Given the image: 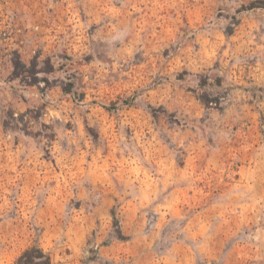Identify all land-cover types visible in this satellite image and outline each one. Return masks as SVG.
Here are the masks:
<instances>
[{
	"label": "rangeland",
	"instance_id": "374dc122",
	"mask_svg": "<svg viewBox=\"0 0 264 264\" xmlns=\"http://www.w3.org/2000/svg\"><path fill=\"white\" fill-rule=\"evenodd\" d=\"M33 245L264 264V0H0V264Z\"/></svg>",
	"mask_w": 264,
	"mask_h": 264
},
{
	"label": "trees",
	"instance_id": "16d2710c",
	"mask_svg": "<svg viewBox=\"0 0 264 264\" xmlns=\"http://www.w3.org/2000/svg\"><path fill=\"white\" fill-rule=\"evenodd\" d=\"M13 264H54L53 257L39 245L26 248Z\"/></svg>",
	"mask_w": 264,
	"mask_h": 264
},
{
	"label": "crops",
	"instance_id": "0c3cea01",
	"mask_svg": "<svg viewBox=\"0 0 264 264\" xmlns=\"http://www.w3.org/2000/svg\"><path fill=\"white\" fill-rule=\"evenodd\" d=\"M260 79H261V77H260Z\"/></svg>",
	"mask_w": 264,
	"mask_h": 264
}]
</instances>
